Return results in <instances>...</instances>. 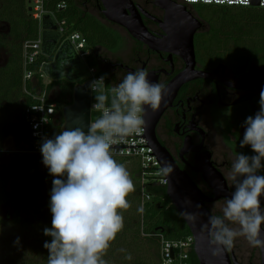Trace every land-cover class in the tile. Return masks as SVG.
<instances>
[{
	"label": "trees",
	"instance_id": "obj_1",
	"mask_svg": "<svg viewBox=\"0 0 264 264\" xmlns=\"http://www.w3.org/2000/svg\"><path fill=\"white\" fill-rule=\"evenodd\" d=\"M63 2L67 4V9H57V5ZM27 3L28 0H0V52L6 58L4 64L0 65V156L4 153L6 140L13 137L16 147L20 148L13 155L15 170L24 181L22 187L9 192V173L0 175V209L7 204L12 211L8 221L0 216V229L3 225L7 226L10 242L9 248L4 247L0 264H47L48 251L43 245L51 240L43 234V229L51 227L49 202L53 177L42 163V156L28 153L23 147L29 140L24 107L37 103L36 99L24 93L23 47L25 42L37 40L41 29L40 23L32 18ZM45 9L57 21H65L70 33H80L87 39L88 47L94 50L91 63L99 68L100 75L107 82V93H110V89L119 82L105 72L109 58L100 52H118L125 43L120 33L123 29L107 22L101 9L95 5L91 8L85 0H52L45 5ZM220 9L236 11L237 7ZM256 19L259 21L246 20L243 27L233 24L228 30L224 25L215 29L208 27L209 33L216 32L198 39V48L205 59L202 61L212 66L226 64L238 74H244L252 65L261 63L264 60V18ZM49 62L52 59L42 54L31 68L35 72L37 85L29 83L27 89L34 95L38 89L45 88L40 69ZM75 86L62 80L51 82L47 87L49 92L56 89L53 102L58 105L59 114V126L51 132L52 137L63 131L65 120L62 111L73 104ZM243 149L245 155L254 154L250 147ZM114 159L130 173L135 191L127 197L131 207L126 211L121 210L124 227L103 258L107 264H159V236L173 242L191 236V231L169 199L167 188L155 185L150 177L143 182V169L139 161ZM127 163L131 165L130 168L126 166ZM260 174H264V169L260 170ZM144 190L151 199L143 203ZM17 237L19 244L15 243ZM2 238L0 245L3 244ZM193 264H199L195 255Z\"/></svg>",
	"mask_w": 264,
	"mask_h": 264
},
{
	"label": "clouds",
	"instance_id": "obj_2",
	"mask_svg": "<svg viewBox=\"0 0 264 264\" xmlns=\"http://www.w3.org/2000/svg\"><path fill=\"white\" fill-rule=\"evenodd\" d=\"M148 77L144 69L130 71L107 94L97 87L104 83V77L93 81L91 88L97 93L93 107L101 115L88 131L65 128L52 138H42V163L53 177L51 227L43 229V234L51 238L43 245L48 251L47 264H107L103 257L124 227L121 210L131 207L127 197L135 191L130 173L114 159L111 148L144 131L145 106L159 109L165 86L150 82ZM259 105V111L244 121L240 141L241 148L250 146L254 154L239 153L233 160L228 176L234 182V191L225 201L223 217L209 216L204 225L209 229L214 255L222 249L230 250L240 236L252 247L264 248V174H259L264 169V89ZM172 171L170 164L162 168L165 176ZM182 216L191 221L197 218L188 213ZM15 243L19 244V237Z\"/></svg>",
	"mask_w": 264,
	"mask_h": 264
},
{
	"label": "flooded vegetation",
	"instance_id": "obj_3",
	"mask_svg": "<svg viewBox=\"0 0 264 264\" xmlns=\"http://www.w3.org/2000/svg\"><path fill=\"white\" fill-rule=\"evenodd\" d=\"M85 1H87V4L91 8L93 5L98 6L102 14L104 7L100 0ZM132 1L153 18L150 19L143 16L144 24L148 30L157 37H164L166 33L162 28L164 24L161 23L165 21L166 10L157 6L156 0ZM171 1L177 7H186L188 12L191 13L190 7L181 4L178 0ZM102 16L104 17V15ZM194 17L202 24L201 29L197 31L194 38L197 62L196 70L207 73L216 72L215 78L214 80H196L183 85L161 116L156 132L161 145L180 170L189 176L205 197L213 199L215 197L214 191L205 183L203 175L193 170L196 166V161L205 155V153H209L213 166L224 177L229 190L234 191V182L229 178L228 174L231 171L233 160L239 153L244 152V149L240 147V141L243 139L245 131L244 121L248 116H254L259 111V94L264 89V82L247 88H236L235 86H245L249 82H256L264 74L253 75L251 73L255 64L252 65L248 72L238 74L226 64L212 66L201 61L198 39L201 36L209 37L210 33L206 23L198 17ZM124 31L127 33L126 30ZM128 37L135 45L133 56L128 61H122L119 58L116 59V57L111 56L105 66V72L120 83L127 73L130 72L129 70L135 72L144 69L153 77L156 83L165 86L162 101H166L168 97L165 91L172 81L187 67L185 60L177 54L178 52H182V49L180 47H172L167 48V51L153 52L144 44L135 41L129 34ZM112 55H115V53H112ZM238 108H240V114L237 113ZM214 110H224L227 113L217 118L216 114H214L216 111L214 112ZM213 128L219 129L218 133L224 144L226 153H224L223 149L216 151V145L213 147ZM203 137H205V140H203ZM14 146L15 151L12 153L13 161V155L19 152L20 149L16 147L15 142ZM23 147L27 148V144ZM245 147L249 148L250 146ZM4 153L0 158L4 157ZM13 170L16 171L15 162ZM4 172L9 173L10 179L12 170ZM261 199L264 210V196ZM225 201L226 199L217 202H205L204 207L212 216L215 215L222 218V209L225 206ZM225 223H228L230 227H237L228 221H225ZM239 238L237 237L234 246L228 250L232 263L261 264L262 254L260 248H257L258 257L257 254L254 256V250L252 253L245 252ZM194 255L196 256L195 253ZM205 264L212 263L206 260Z\"/></svg>",
	"mask_w": 264,
	"mask_h": 264
},
{
	"label": "water",
	"instance_id": "obj_4",
	"mask_svg": "<svg viewBox=\"0 0 264 264\" xmlns=\"http://www.w3.org/2000/svg\"><path fill=\"white\" fill-rule=\"evenodd\" d=\"M100 1L104 7L102 15L106 21L126 30L135 41L144 44L150 51L162 52L172 47L182 49V52L177 54L185 60L187 67L169 85L165 91L168 99L161 102L159 109L153 111L145 106L146 133L144 136L147 147L152 149L161 168L166 164H170L173 168V171L166 176L167 195L195 238V254L199 263L205 264L206 260H209L212 264H233L228 249H222L218 254H213L214 246L209 243V229L204 227L208 223L209 216H212L204 207V203L217 202L231 197L232 191L229 190L226 180L213 166L209 153H205L200 159H197L193 170L203 175L205 183L214 191L215 195L213 199L205 197L199 187L170 158L161 145L156 132L161 116L183 85L196 80H214L215 78L216 72L207 73L196 70L194 38L202 27L201 22L188 12L186 7H177L171 0H156V5L167 12L165 21L161 23L164 24L162 28L166 34L164 37H157L148 30L143 21V16L153 18L132 0ZM260 1L253 0L252 7L260 8ZM31 11L29 8L30 13ZM42 43V54L52 59V62L45 63L42 67L44 77L51 82L65 80L76 85L73 104L64 107L62 111L65 120L63 130L79 127L87 132L92 123L94 97L91 83L81 84V82L87 78L88 73L73 44L69 40L62 39L58 26L51 15H45L42 20ZM129 71L134 72L133 70ZM148 79L150 82L156 83L151 75ZM262 82H264V75L256 82L235 87L247 88ZM197 205L200 207L198 208ZM261 207L263 210L262 199ZM183 213L196 215L197 218L194 221L188 220L182 216ZM261 238L264 239L263 225ZM260 251L262 254L261 264H264V248H260Z\"/></svg>",
	"mask_w": 264,
	"mask_h": 264
},
{
	"label": "built area",
	"instance_id": "obj_5",
	"mask_svg": "<svg viewBox=\"0 0 264 264\" xmlns=\"http://www.w3.org/2000/svg\"><path fill=\"white\" fill-rule=\"evenodd\" d=\"M52 0H30L29 4L31 6L32 18L40 23V34L37 40L25 42L23 47V58H24V93L37 100L36 104L26 105L24 107V117L25 122L29 129V140L27 143V152L34 155H41L40 144L43 137L52 138L50 135L54 128L59 126L58 119V105L53 102V93L47 90L49 85L45 84L44 89H38L37 94H32L28 91L27 85L29 83L34 86L37 85L35 79V72L31 70L35 66L39 58L42 56V20L45 15H51L53 20L58 26V31L62 36L63 40H69L77 52L78 56L83 63L89 62L93 55L94 50L88 47L87 39L80 33H70L65 21H57L52 13L46 11L45 5L50 3ZM181 4L185 6L193 5H204V6H214V7H237V8H250L252 7L253 0H178ZM260 8H264V0H261ZM57 9L66 10L67 4L65 2L57 5ZM45 64V63H44ZM43 64V65H44ZM40 73L43 79L45 78L42 73V67ZM88 76L83 81V83L98 80L103 77L100 75L98 67L91 66L88 68ZM82 83V84H83ZM98 88L103 89L107 94V82L104 78V83L97 84ZM93 92V91H92ZM96 92H93V102H92V123L95 122L101 115L94 107ZM49 112L52 114L49 115ZM43 119L46 122H43ZM144 119V113H143ZM91 123V124H92ZM146 133V128L144 126V131L139 134H133L126 138V142H121L112 145L111 151L114 158H121L127 160L139 161L143 169V182L146 181V177L153 178V183L157 186L166 187L168 186V181L166 176L162 173V168L154 152L150 147H147V141L144 136ZM151 197L146 194L144 190L142 192L143 203L149 201ZM161 243L160 250V261L159 264H193V255L195 253V238L191 235L185 239L179 241H166L162 236H159Z\"/></svg>",
	"mask_w": 264,
	"mask_h": 264
},
{
	"label": "rangeland",
	"instance_id": "obj_6",
	"mask_svg": "<svg viewBox=\"0 0 264 264\" xmlns=\"http://www.w3.org/2000/svg\"><path fill=\"white\" fill-rule=\"evenodd\" d=\"M27 3V8H31L30 4ZM221 7H211V6H204V5H193L190 6V11L191 13L198 17L200 20H202L203 22L206 23V25L209 28H217L221 25H224L225 28L228 30L230 27L233 26V24L236 27H243V25L246 23V20H257L256 18H264V10L262 8H246V9H240L237 8L236 11H224L222 9H220ZM245 10V11H244ZM259 21V20H257ZM263 22V21H262ZM210 31V30H209ZM212 32H210V35H212ZM216 30L213 32V35L215 34ZM120 33L122 34V36L125 39V43L123 48L116 52L115 55H112V53H108V52H100L103 56L110 58L112 57H116L119 58L122 61H128V59H130L133 56L134 53V48L135 45L132 42V40L128 37V34L124 31V30H120ZM213 46V43H212ZM201 57V61L205 60L204 57L202 55H200ZM6 58L3 55V53L0 52V65L5 62ZM24 60V58H23ZM86 71H88V68L93 66L91 63V60L87 63H83ZM23 69H24V64H23ZM251 73L253 75H262L264 74V60L261 61V63H257L253 66ZM48 81V80H47ZM216 111V112H215ZM214 114H216L217 118L224 116L225 113H227L224 110H214ZM240 108L237 109V113L240 114ZM228 126V125H227ZM228 129V128H227ZM219 129L213 128L212 129V143L214 144L213 147H215L216 151H219L220 149L224 150V153H226L224 144L222 143L221 139H220V135L218 133ZM4 157L0 158V174L4 171H10L12 170V175L7 183V190L9 192H14L16 189L22 187L24 181H23V177L20 173L16 172L13 170L14 167V161L12 158V153L15 151V146H14V140L13 138H9L4 145ZM120 159V158H117ZM127 160V159H126ZM131 161V160H128ZM135 161V160H132ZM129 164L127 163L126 166H128ZM131 166V165H130ZM130 166H128V168H130ZM11 208L9 205H4L1 210H0V216L2 217L3 220L8 221L11 219ZM8 236H9V230L7 228V226L1 227L0 229V238H2L3 240V244L0 245V260L2 259L3 254L5 253V249L4 247L6 246L7 248H9L10 246V242L8 240ZM10 238V237H9ZM240 241L242 243V247L244 248L245 252H250L252 253V251L254 250V256L255 254H257V247H252L247 239L243 236H240ZM5 247V248H6ZM9 251V249H8ZM144 253V251H142ZM258 257V254H257Z\"/></svg>",
	"mask_w": 264,
	"mask_h": 264
},
{
	"label": "crops",
	"instance_id": "obj_7",
	"mask_svg": "<svg viewBox=\"0 0 264 264\" xmlns=\"http://www.w3.org/2000/svg\"><path fill=\"white\" fill-rule=\"evenodd\" d=\"M2 64H4V62ZM47 80H48L47 78H44V83L47 84V85H50L51 84V81L50 80L47 81ZM55 91H56V89L55 90H52L53 97H55Z\"/></svg>",
	"mask_w": 264,
	"mask_h": 264
},
{
	"label": "snow or ice",
	"instance_id": "obj_8",
	"mask_svg": "<svg viewBox=\"0 0 264 264\" xmlns=\"http://www.w3.org/2000/svg\"><path fill=\"white\" fill-rule=\"evenodd\" d=\"M242 2H244V0H242Z\"/></svg>",
	"mask_w": 264,
	"mask_h": 264
}]
</instances>
